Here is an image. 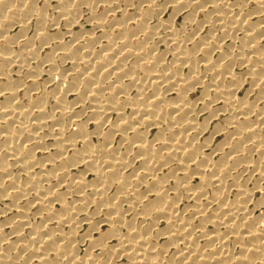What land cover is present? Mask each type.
<instances>
[{
  "label": "bare ground",
  "instance_id": "bare-ground-1",
  "mask_svg": "<svg viewBox=\"0 0 264 264\" xmlns=\"http://www.w3.org/2000/svg\"><path fill=\"white\" fill-rule=\"evenodd\" d=\"M0 264H264V0H0Z\"/></svg>",
  "mask_w": 264,
  "mask_h": 264
},
{
  "label": "rangeland",
  "instance_id": "rangeland-1",
  "mask_svg": "<svg viewBox=\"0 0 264 264\" xmlns=\"http://www.w3.org/2000/svg\"><path fill=\"white\" fill-rule=\"evenodd\" d=\"M52 6H50L51 7V9H50V7H49V9H48V13H50V14H53L54 13V2H52ZM170 12H171V9H170V7H168V10L167 11H165L164 12V14H163V17L164 18H168L169 17V14H170ZM184 15V14H183ZM182 14H180L174 21V26H175V28L176 29H184V28H187V30H189V28H190V30L189 31H192L191 30V28H193V27H195V26H186L185 27V25H183L182 26V24L184 23V16H183ZM200 18H201V16H200ZM82 22L84 23V27L86 28V30H90V26H89V24L86 22V18H85V16L84 17H82ZM86 22V23H85ZM182 27H184V28H182ZM47 28H49L48 26H47ZM80 28V26H77L76 27V29L78 30ZM208 28V29H207ZM50 29V28H49ZM61 29L62 30H64V26H62L61 27ZM200 29H202V30H200V32H199V34L201 33L202 35H205V34H207V32L210 30L209 29V25L207 24V25H204L203 26V28H200ZM19 30V27L18 26H16L14 29H12L11 31H10V33L12 34V35H14L17 31ZM76 30V31H77ZM33 29L31 28L30 29V31H29V34H32L33 32ZM207 31V32H206ZM204 33V34H203ZM163 48H161V49H164L165 47L164 46H162ZM239 69V67H235V70H238ZM239 71H241L240 69L238 70V72ZM45 78V77H44ZM248 87H249V84H247V83H245L242 87H241V92H240V96H242V95H244V93L247 91V89H248ZM246 89V90H245ZM243 90V91H242ZM245 91V92H244ZM198 95H197V94ZM200 95H201V91L200 90H197V91H194V92H192L191 93V98L192 99H196V98H199L200 97ZM254 96H255V94H251L250 95V99L251 98H254ZM79 108V107H78ZM82 115H85V116H82V118H81V120L82 121H86L88 118H89V113H82ZM113 119H115V115L113 116ZM200 122H202V120H200ZM90 129H93V127L91 126L90 127ZM72 130H74V127H72ZM95 140H93V141H95V142H98L101 138H99V137H95L94 138ZM222 138L220 137L217 141L219 142L220 140H221ZM217 141H214V143H218ZM116 145H118V143H119V140H118V138L116 139ZM121 149L123 150V148L121 147ZM253 186V182L251 181L250 182V184H249V187L251 188ZM102 215H98V216H96V218H97V220L96 221H98V219H101L102 217H101ZM86 226V227H85ZM85 229H84V228ZM83 227L79 230V233H81L80 235L81 236H83V234H85V232L87 231V225H83ZM84 229V230H83ZM83 230V231H82ZM106 231V227H103V229H101V233H103V232H105ZM79 243V242H78ZM77 243V247H78V249L80 250V255L81 256H83L87 251H88V242L87 241H84V243H83V241H82V243H81V240H80V243L78 244ZM81 244V245H80ZM87 245V246H86ZM85 246V247H84ZM85 249V250H84ZM87 249V250H86ZM96 252H99V251H97L96 250ZM122 262H123V259H122ZM121 262V260H120V263H122Z\"/></svg>",
  "mask_w": 264,
  "mask_h": 264
}]
</instances>
